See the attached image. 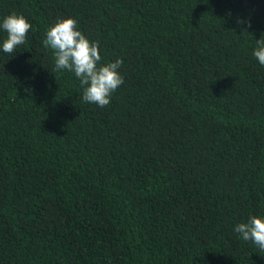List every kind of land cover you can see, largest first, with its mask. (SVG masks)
Returning <instances> with one entry per match:
<instances>
[{"label": "trees", "instance_id": "1", "mask_svg": "<svg viewBox=\"0 0 264 264\" xmlns=\"http://www.w3.org/2000/svg\"><path fill=\"white\" fill-rule=\"evenodd\" d=\"M12 13L32 28L12 54L0 28V264H264L235 232L264 218V0H0ZM67 18L100 65L123 60L105 107L53 71Z\"/></svg>", "mask_w": 264, "mask_h": 264}, {"label": "clouds", "instance_id": "2", "mask_svg": "<svg viewBox=\"0 0 264 264\" xmlns=\"http://www.w3.org/2000/svg\"><path fill=\"white\" fill-rule=\"evenodd\" d=\"M0 28L7 33L2 44L3 52L12 54L18 46L26 43L32 25L23 15L12 13L4 18ZM77 29V20H59L47 31L43 45L54 54L53 71L73 72L83 88V101L105 107L110 104L112 94L125 82L119 72L123 60L100 65L99 42H90ZM253 55L264 66V38L257 41ZM235 232L244 241H251L264 251V218L251 216L248 222L237 225Z\"/></svg>", "mask_w": 264, "mask_h": 264}]
</instances>
